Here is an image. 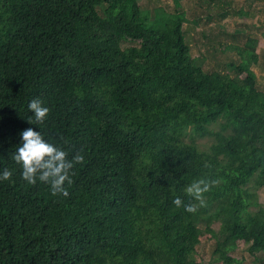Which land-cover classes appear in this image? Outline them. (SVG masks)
I'll return each instance as SVG.
<instances>
[{"label": "trees", "instance_id": "obj_1", "mask_svg": "<svg viewBox=\"0 0 264 264\" xmlns=\"http://www.w3.org/2000/svg\"><path fill=\"white\" fill-rule=\"evenodd\" d=\"M186 21L140 0H0V171H13L0 181V264H201L204 240L215 264H243L240 241L264 258L258 41L227 47L234 74L207 72ZM36 97L46 138L84 156L67 197L28 185L10 155L39 130ZM198 179L211 184L203 204L185 191Z\"/></svg>", "mask_w": 264, "mask_h": 264}, {"label": "rangeland", "instance_id": "obj_2", "mask_svg": "<svg viewBox=\"0 0 264 264\" xmlns=\"http://www.w3.org/2000/svg\"><path fill=\"white\" fill-rule=\"evenodd\" d=\"M143 10L155 16L157 10L166 14L183 12L186 16L184 32L192 57L197 59L207 72L234 74L232 65H239L241 59L236 50L227 47L244 49L249 40L258 41L256 54L258 64L252 67L257 75V88L264 92V0H181L177 8L174 0H140ZM204 149L211 144V139H197ZM257 197L264 206V188L257 190ZM203 229L204 225L201 226ZM215 230L219 224L213 225ZM213 240H204L198 248L197 258L201 264L212 262ZM243 260V264H264V258L248 252V245L243 241L232 253Z\"/></svg>", "mask_w": 264, "mask_h": 264}, {"label": "clouds", "instance_id": "obj_3", "mask_svg": "<svg viewBox=\"0 0 264 264\" xmlns=\"http://www.w3.org/2000/svg\"><path fill=\"white\" fill-rule=\"evenodd\" d=\"M31 116L27 119L30 124L37 125L39 130L29 127L20 132V142L10 154L16 164L20 166L21 178L28 185L38 183L47 185L53 196H69V189L74 183V168L84 160L80 153L70 155L66 147L67 141L46 138L40 130L48 118L50 108L38 97L31 99L27 104ZM13 171L4 168L0 171V181L11 179ZM212 184L216 181H212ZM211 184L204 179L194 180L185 191L201 204L204 203L203 194L208 192ZM173 203L177 207L183 206L185 211L195 212L192 204H183L180 197Z\"/></svg>", "mask_w": 264, "mask_h": 264}]
</instances>
